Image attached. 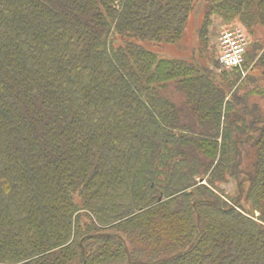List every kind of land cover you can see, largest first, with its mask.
<instances>
[{"label":"trees","instance_id":"16d2710c","mask_svg":"<svg viewBox=\"0 0 264 264\" xmlns=\"http://www.w3.org/2000/svg\"><path fill=\"white\" fill-rule=\"evenodd\" d=\"M214 16L264 0H0V264H264V46L215 73Z\"/></svg>","mask_w":264,"mask_h":264},{"label":"rangeland","instance_id":"374dc122","mask_svg":"<svg viewBox=\"0 0 264 264\" xmlns=\"http://www.w3.org/2000/svg\"><path fill=\"white\" fill-rule=\"evenodd\" d=\"M195 18L196 19H195V22L193 23V27L189 31V34H191L190 35L191 39H190V41H187L185 45H182V48L184 50L181 51V54L185 55V56L190 55L191 52L193 51V49H197V46L199 44V41H198V38H197V34H198L197 30H198V27L202 24L203 17H201L200 15H197ZM239 26L240 27L244 26L240 22L239 19H234V20H231V21H225V20H222L221 18H219L217 16L212 17L211 23L208 26L207 47H206V51L204 52L203 55H204V57H207V58L210 55L213 56L214 61L212 63H210V65H211V68L213 69V71L215 73H220L222 71L221 69H223L221 67L220 63H219V65H220L221 69H217L216 68V66H217L216 60L218 59V56H219L218 43H219V37H220L221 32L223 30L227 29V28H234V27H239ZM245 31H246V33L249 36L248 50L250 51V53H252L253 50L256 49L257 46H255V44H258V46H259L262 43V45L264 46V28H261V27L256 28L254 34H251L248 31V29L247 30L245 29ZM165 49H167V48H165ZM199 49L200 50H202V49L205 50V46L204 47H202V46L198 47V49H197L198 50V52H197L198 55H200ZM166 55H168V54H166ZM251 67H252V65H250L247 70L244 69L243 71H245V73H246L247 71H249V69ZM251 100L257 101L260 104L261 109L264 110V97L256 95ZM201 182L204 183L205 180H202ZM220 187L227 192V195L229 196L230 200H231V197L236 196V193H237L236 181H231V182L225 183L223 185H220Z\"/></svg>","mask_w":264,"mask_h":264},{"label":"built area","instance_id":"2783aa9c","mask_svg":"<svg viewBox=\"0 0 264 264\" xmlns=\"http://www.w3.org/2000/svg\"><path fill=\"white\" fill-rule=\"evenodd\" d=\"M249 46V36L243 27L227 28L219 37L218 61L223 69L244 70L246 54Z\"/></svg>","mask_w":264,"mask_h":264},{"label":"water","instance_id":"95a60500","mask_svg":"<svg viewBox=\"0 0 264 264\" xmlns=\"http://www.w3.org/2000/svg\"><path fill=\"white\" fill-rule=\"evenodd\" d=\"M83 252H84V248H83Z\"/></svg>","mask_w":264,"mask_h":264}]
</instances>
